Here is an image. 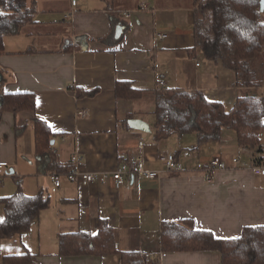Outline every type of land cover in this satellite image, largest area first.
I'll use <instances>...</instances> for the list:
<instances>
[{"label":"crops","instance_id":"obj_1","mask_svg":"<svg viewBox=\"0 0 264 264\" xmlns=\"http://www.w3.org/2000/svg\"><path fill=\"white\" fill-rule=\"evenodd\" d=\"M76 4L28 0L34 21L17 35L3 38V90L33 92L34 114L58 135L38 152L33 113L2 114L0 155L9 164L2 175H10L15 186L0 196L15 192L16 179L28 195L49 190L50 175L58 172L49 167L52 158L57 165L72 168L76 155L79 167L88 171L132 164L139 141L145 167L161 173L136 179L130 188L64 180L29 231L0 241V264H14L3 257L28 253L35 255L34 260L15 264H120L118 254L59 255L58 234L95 235L102 217L112 228L118 249L151 253L147 264H221L216 250L160 251V225L191 219L196 229L219 238L238 237L247 225H264V175L228 168L214 172L208 181L205 168L213 156L228 159L241 151L231 129H222L218 141L199 146L195 133L155 143V95L168 87L199 90L230 108L241 88L237 75L198 50L190 54L193 0H76ZM117 26L122 35L115 40ZM158 33L165 37L156 38ZM118 83L124 86L117 92ZM131 89L133 94H127ZM80 110L85 116L78 114ZM135 121L146 129L132 127ZM260 144L264 152V140ZM166 153L176 155L180 172L164 171L159 157ZM3 217L0 205V221Z\"/></svg>","mask_w":264,"mask_h":264},{"label":"trees","instance_id":"obj_2","mask_svg":"<svg viewBox=\"0 0 264 264\" xmlns=\"http://www.w3.org/2000/svg\"><path fill=\"white\" fill-rule=\"evenodd\" d=\"M193 8L194 49L190 54L198 50L206 59L221 63L237 77L242 73L241 88L230 108L220 101L207 99L199 90L159 89L155 95L153 141L157 143L172 135L195 133L199 146L218 141L222 129L226 128L235 132L240 147H255L264 140V92L260 91L264 85V21L260 19V0H193ZM33 21L34 8L28 5V0H0V53L4 51L5 36L17 35ZM123 86L118 83L117 92ZM133 92L131 89L127 94ZM81 93L91 94L90 91ZM35 106L33 92H5L0 80V119L6 111L13 114L32 112L35 149L39 152L42 147L51 146L58 133L34 114ZM49 167L55 168L57 173L71 169L57 165L54 158ZM0 205L4 211L0 221L1 241L29 231L40 211L49 207L50 194L40 189L28 195L16 179L15 192L0 196ZM57 238L61 256L118 254L120 264H147L145 253L118 249L105 217L100 218L95 235L77 231L60 233ZM205 250L218 251L221 264H264V225H247L238 237L219 238L209 230L196 229L191 219L161 223L160 251ZM34 258L35 255L28 253L3 257V261L15 264Z\"/></svg>","mask_w":264,"mask_h":264},{"label":"built area","instance_id":"obj_3","mask_svg":"<svg viewBox=\"0 0 264 264\" xmlns=\"http://www.w3.org/2000/svg\"><path fill=\"white\" fill-rule=\"evenodd\" d=\"M76 0H71V6L75 7ZM146 6H141L144 9ZM74 12L64 14L67 18L71 16ZM129 16V14H125ZM165 34L158 33L156 38L162 39ZM199 63L196 62V65ZM241 82L240 79H238ZM163 81H159V85H163ZM79 115L85 116V112L80 110ZM246 157L247 161H242V158ZM145 154L143 152V142L139 141L137 144V154L134 157L133 163L122 162L114 170L110 171H88L79 167L78 161L79 157L72 156V161L76 163L68 172L57 173L54 172L50 175L51 186L49 191L54 193L58 188L63 185V181L66 180L71 183H76L79 185H88L92 183L96 184H107L109 182L113 183L116 188L125 187L130 188L134 180H144L156 178L160 175V170L148 169L144 165ZM159 159L163 164L164 171L166 172H180L182 166L176 158L174 153H166L160 155ZM8 161L1 157L0 155V180L1 172L5 167H8ZM228 168H243L249 169L255 174L264 175V152L262 150V145H256L255 147H242L241 151L228 159L221 155L213 156L208 162L205 171L210 181L213 177L214 172L218 170H227ZM152 256L151 253L146 254L147 260Z\"/></svg>","mask_w":264,"mask_h":264},{"label":"rangeland","instance_id":"obj_4","mask_svg":"<svg viewBox=\"0 0 264 264\" xmlns=\"http://www.w3.org/2000/svg\"><path fill=\"white\" fill-rule=\"evenodd\" d=\"M122 1H126V0H122ZM260 19H261V21H264V8L263 9H261V11H260ZM238 79H240L241 80V83H242V81H243V74L241 73V74H239L238 75ZM263 87H262V90H260L261 92H264V85H262ZM4 170V169H3ZM2 170V171H3ZM15 186V181L11 178V176L10 175H2V172H1V183H0V193H4L3 191H5L6 189H8V188H13ZM48 193L52 196L53 195V193L52 192H50L49 190H48Z\"/></svg>","mask_w":264,"mask_h":264},{"label":"water","instance_id":"obj_5","mask_svg":"<svg viewBox=\"0 0 264 264\" xmlns=\"http://www.w3.org/2000/svg\"><path fill=\"white\" fill-rule=\"evenodd\" d=\"M260 8L261 9L264 8V0H260ZM120 34H121V27L117 26L116 32H115V37L118 38L120 36ZM131 125H132V127H135V128L146 129V128H144L143 124H140L139 121L131 122Z\"/></svg>","mask_w":264,"mask_h":264}]
</instances>
